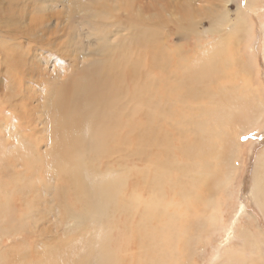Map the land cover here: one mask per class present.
Wrapping results in <instances>:
<instances>
[{
    "label": "rangeland",
    "instance_id": "rangeland-1",
    "mask_svg": "<svg viewBox=\"0 0 264 264\" xmlns=\"http://www.w3.org/2000/svg\"><path fill=\"white\" fill-rule=\"evenodd\" d=\"M107 1L99 4L110 6L112 17L94 21L89 19L90 12H81L66 23L67 29L56 26L53 19L45 24L55 30L52 40L42 45L29 37L6 34L4 30L11 26L8 4L1 3L0 264H131L141 259L140 230L135 229L140 214L120 213L118 199L121 192L129 199L138 181V188L142 187L138 190L145 193L144 176L138 170L144 171L151 159L146 164L137 159L143 155L134 153V148L146 137V125L151 127L146 119L151 110L147 107L139 114L134 109L124 131L106 138L86 132L79 141L66 140L63 125V108L72 106L65 96L68 84L105 60L107 50L115 54L119 46L129 49L134 70L141 72L140 83L158 84L153 85L151 98H166L154 100L156 114L164 108L167 112L157 117L158 130L148 134L150 143L173 149L181 148L183 142L193 143L191 154L203 156L201 163L215 170L219 155L228 146L226 140L234 142L233 157H227L235 168L230 181L217 191L208 188L207 182L212 206L208 204L205 210L216 216L217 225L208 223L202 230L188 262L264 264V213L254 196L255 167L264 153V0H114L109 6ZM28 23L18 21L14 26L24 29ZM119 25L122 35L115 32L99 43L87 42L86 37L94 40L102 30ZM146 33L153 34V50L135 41ZM31 37L34 40L39 35ZM156 52H162L168 62L163 70L149 67L150 55ZM203 65L209 68L205 78ZM123 79L129 82L130 77ZM163 84L168 95L158 91ZM122 101L126 102L125 96ZM197 112L201 114L195 115ZM251 112L257 124L244 132L242 120ZM210 129L216 131L213 144L207 145ZM214 146L217 151L210 150ZM68 153H72L73 168L66 167ZM175 153L179 154L177 148ZM164 154L159 151V157ZM96 168L98 172H94ZM74 171L87 184L88 194L65 181ZM154 175H150L151 182ZM179 182L189 186L182 172L176 175L174 213L182 211L181 202L177 204ZM166 189L167 184L161 191ZM166 194L171 199V193ZM61 200L76 216L64 212ZM5 203L10 205L7 210ZM81 210L86 213L80 215ZM151 216L153 212L147 218ZM15 222L20 228L15 229ZM157 230L162 239L167 235L165 226ZM241 230L251 238L243 242ZM153 254L159 258L157 249L150 251ZM183 255L182 250L177 261Z\"/></svg>",
    "mask_w": 264,
    "mask_h": 264
},
{
    "label": "bare ground",
    "instance_id": "bare-ground-1",
    "mask_svg": "<svg viewBox=\"0 0 264 264\" xmlns=\"http://www.w3.org/2000/svg\"><path fill=\"white\" fill-rule=\"evenodd\" d=\"M102 1L105 0H0V6H2L1 3L8 4L6 6V15L11 23L8 29L5 28L6 26L4 27L6 29L4 31L7 35L13 37H29V39L35 41L38 45L46 44L51 42L52 38H50V36L54 35L55 30L53 31L50 26L49 28L46 27L48 25L45 26V24L53 19L57 22L56 26H63L67 29V24L69 25L73 22L76 14L81 12H90L89 19L94 21H97L99 17H112L114 14L113 9L108 5V2L110 3V1L114 0L107 1L108 8L102 7V5L99 4V2ZM134 2L136 1L134 0ZM135 5L136 4H134V7ZM118 10H120V8ZM123 10L124 9H122V11ZM119 13L121 14V12L116 13V18ZM162 19H164V17H162ZM23 20H29L28 24H30V26L24 29L14 26L16 22ZM121 31V25L107 32H103L102 30L99 36L94 40H90V37H86L88 38L87 42L99 43L101 39L109 37L112 34L115 35V32L122 35L120 33ZM36 34H38L39 37H35L34 40V37L30 38V36ZM152 37V33H146L142 37L136 36L135 41L139 43L138 46H143V48L147 49L152 47L154 41V39H151ZM115 45L116 44H113L112 46L115 47ZM119 47L121 48L116 50L115 54L107 50L104 54L105 60L100 61L101 63L95 65L92 70L86 71L81 77L73 80L66 87L65 96L67 100L72 103V106L63 108V114L66 116V121H63V125H65L64 127L67 129L65 139L69 140L75 138L79 141L86 132L97 133L99 138H106L109 137L110 134L114 135L117 132H123L127 125H129V118L134 109L140 114L144 108L148 107L152 114L148 113L146 119L149 121L148 124H150L151 127L148 128V125H146L144 129L146 137L140 140L134 148V153L138 152V154L143 155V158H139L140 156L137 155V159L143 160L144 163L149 157L151 159V162L147 164L144 171L135 167L137 165L134 166V169L137 170L136 168H138V172L144 176L141 175L144 180L145 193L138 190L142 188L141 186L138 188L139 183H141L138 181L134 183L135 185L133 186V191L129 199H127L124 192L120 193L118 199L120 213L128 212L132 217L140 214V223L135 229L140 230V233L138 231V235L140 234V236H137V242L139 243L138 256L141 257V259H134L131 264H191V262H188L190 259H187V257L190 258V255L194 251L196 239L202 230L208 227V223L217 225L216 216L213 215L212 217V214L205 210L208 209L209 206H212L211 202L208 201L209 195L211 194L208 188L217 191L226 185L233 176L235 168L227 157H233L231 153L235 151L234 142L229 144V141L226 140L228 146L219 155V164L215 170L201 163L200 160L203 156H198L196 153L191 154L193 143L183 142L181 143V148L175 146V148L179 150V154H176L175 148L173 149L170 145L162 146L150 143L148 134L152 135L158 130L157 117L167 112L166 108H164L162 110L159 109L156 114L154 110L156 102H154V100L157 99L162 102L166 101V98H163L164 100L158 97L151 98V94L155 90L153 85L156 87L158 84H154L153 82L140 83L139 77L141 76V72H139V68L134 70L136 66L134 65L133 57L129 56V49L124 46ZM151 50L153 49L151 48ZM111 51H114V49L112 48ZM150 56L151 60L148 64L149 67L151 66V69L159 68L163 70V68H165L164 64L167 66L166 63L168 62L164 60L162 52L156 55L151 53ZM17 63L21 64L22 62L17 61ZM203 68L204 73L202 76L205 78L208 76L209 68L207 65H203ZM129 69L130 71H128ZM172 72L173 71H171V74ZM125 76L130 77L129 82H127V80L126 82L124 81L123 78ZM135 81L137 82L135 83ZM158 91L168 95L167 88L164 84L158 87ZM191 93L192 90L189 93V97ZM123 96H125L126 102L122 101ZM192 105H194L193 102ZM200 114V112L195 113V115ZM246 114H248V112H246ZM244 115L245 109H243V117ZM122 118L126 120L122 121L120 124L118 120ZM255 120L256 117H254L252 112L250 115L243 118L242 127L244 132L252 130L255 124H257H254ZM251 122H253V124ZM164 126L166 127L165 124ZM184 126L186 127L187 123H185ZM215 131L214 129L208 130L210 141L207 145L213 144V134ZM116 143L121 145L119 142ZM212 149L217 151V147L215 146L210 150ZM161 150H163L165 154L159 157V151ZM141 151L143 153H141ZM71 157L72 153H68L64 158L65 163L69 164H65L68 168H73ZM186 167H189V169ZM224 168L225 171L223 175H220ZM88 170L89 172L91 171L90 164L88 165ZM94 172H98V169H94ZM181 172L187 178L189 186L179 182L180 193L177 191V204L181 202L182 211L174 213L173 203L176 193L172 184L176 175ZM152 174H155L152 178L155 179L153 182L150 181V175ZM65 181L71 184L73 189L76 190L77 188L83 193H89L87 184L80 179L78 172L74 171L72 177L66 178ZM208 181L210 185L207 188ZM165 184L168 185L166 191L171 193V199L169 194H166L167 192L161 191ZM199 188L205 191L198 190ZM145 194L148 198L145 197ZM254 196L257 206L264 213V153L260 155L255 167ZM34 203L35 206H37L36 196ZM60 204L62 208L65 209V213L69 214L71 217L76 216V213L71 211L72 208L68 206L69 204L67 202L61 200ZM9 206L8 203H5L6 210ZM151 212H153V216L147 218ZM78 213L81 215L86 212L81 210ZM12 215L14 216V213ZM180 222H184L186 227L183 226V223L179 224ZM20 226V223H16L15 229L20 228ZM160 226H165L167 230V235H165L163 239L160 237L157 230ZM191 226L195 228V231H191ZM135 234L136 233H134V236ZM155 236L159 237L155 239ZM239 237L243 239V242L251 238L244 230H241ZM134 238H136V236ZM164 243L166 246H164ZM152 249H157L159 258L154 254L149 255ZM182 250L184 252L183 258L177 261V254ZM251 250H253V248H251ZM154 258L157 261H153L152 259ZM234 261L235 260H233V262Z\"/></svg>",
    "mask_w": 264,
    "mask_h": 264
}]
</instances>
